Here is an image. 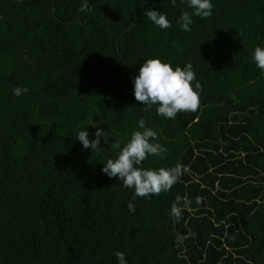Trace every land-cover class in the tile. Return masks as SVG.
I'll return each instance as SVG.
<instances>
[{"label":"trees","instance_id":"1","mask_svg":"<svg viewBox=\"0 0 264 264\" xmlns=\"http://www.w3.org/2000/svg\"><path fill=\"white\" fill-rule=\"evenodd\" d=\"M84 2L0 0V264H119L118 251L127 264H264V71L253 58L264 0H211L191 31L181 0H86L91 11H77ZM151 58L193 65L195 112L144 111L133 79ZM141 118L167 149L142 167L188 171L130 213L133 189L102 168ZM97 127L100 148L84 149L77 133L95 139Z\"/></svg>","mask_w":264,"mask_h":264},{"label":"clouds","instance_id":"2","mask_svg":"<svg viewBox=\"0 0 264 264\" xmlns=\"http://www.w3.org/2000/svg\"><path fill=\"white\" fill-rule=\"evenodd\" d=\"M187 2L188 7L194 9L193 13L183 11L179 18L180 27L184 31H191L189 27L192 23V15L200 18H208L212 15L214 5L211 0H181V4ZM171 5L177 7V0H171ZM79 12L91 11L89 4L85 2L77 9ZM147 17L156 26L161 29L171 27L165 14L154 11L151 8L144 11ZM256 65L264 71V49L256 47L253 56ZM196 79L191 63L183 68L177 66L175 70L168 63L161 62L158 58L144 60L139 68V75L133 79L134 96L136 101L145 105L144 111L151 110L153 105H158L157 114L169 119H174L180 112H195L200 103L199 93L194 90L192 82ZM195 89H201L199 81L195 83ZM13 95L21 96L29 91L28 88L15 87ZM138 127L143 131H133L129 142L121 149V143L116 140L112 143L113 149H121L117 158L108 159L102 168V172L109 178L118 177L121 185L127 189H133L131 199L126 206L130 213L135 212L133 201L139 198H150L158 196L162 192L169 191L179 178L188 171L187 166L177 164L175 167L159 170L144 169L142 162L148 155L160 156L167 149L158 144L151 143L157 137V133L150 128L145 127V120L141 118L138 121ZM105 132L101 128H96L95 139H89L87 131H79L76 135L77 140L81 142L84 149L91 148L95 152L100 145ZM182 198L177 195L171 205L170 215L177 221L181 219L183 208ZM203 201L202 197H196V204ZM192 203L191 200L184 198L183 205L187 208ZM182 237L177 236V240L182 242ZM119 264H127L125 253H115Z\"/></svg>","mask_w":264,"mask_h":264}]
</instances>
